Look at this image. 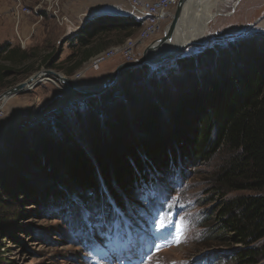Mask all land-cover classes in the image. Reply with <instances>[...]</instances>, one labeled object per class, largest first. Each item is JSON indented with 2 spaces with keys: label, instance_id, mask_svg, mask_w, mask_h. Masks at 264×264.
Instances as JSON below:
<instances>
[{
  "label": "rangeland",
  "instance_id": "obj_1",
  "mask_svg": "<svg viewBox=\"0 0 264 264\" xmlns=\"http://www.w3.org/2000/svg\"><path fill=\"white\" fill-rule=\"evenodd\" d=\"M224 2L219 11L220 16L218 15L216 21L210 25L211 36L206 42L181 47L174 59L156 65L144 64L123 71L116 84L104 94L84 98L73 92L72 88L62 83L58 77L49 76V80L44 78L43 83L35 88L32 85L29 91L4 101L2 104L6 106L2 108L3 112L0 115V154L6 151L7 156L10 152L8 146L10 148L16 138L31 137L39 123L44 126L41 130L49 131V136L58 142L65 141L64 137L68 133L83 147L87 136L91 134V137L95 138L99 133L95 127L101 128L106 122L112 121L113 106L109 105H115L117 102L124 108V117L130 120L129 122L134 121L135 114L146 115L147 111L142 103L134 105L131 112L130 103L125 100L124 94L125 89L134 90L140 102L139 96H145L147 90V82L144 78L139 75L136 80L126 82L124 88L120 89L127 72H136L145 69L146 66H149V71L155 70L156 74L160 72L159 74L162 75V80L156 81L154 90L160 94L164 92L163 94L166 95L164 98L166 104L159 105V108L162 113H167L164 114L166 120L164 125L171 122L168 112L182 95L191 93L194 89L203 90L207 81L214 82L223 76L238 74L239 70L249 68V64L254 63L256 56H264V0H224ZM8 4V0H0V47L12 40L21 46L20 36H24L23 30L16 27L14 16L10 11L8 16L1 11L4 7L7 8ZM123 4L130 8L125 0L115 1L116 7ZM176 6L168 12L158 33L148 41L138 43L132 55H127L126 44L130 39L139 36V29L128 38L123 34L113 33L99 41L100 44L113 45L106 51L115 49L117 54L104 63L100 70L87 72L86 78L81 81L75 80L76 76L84 72L92 61L71 76L60 71L61 62L58 63V60L49 61V65L52 66H48L46 61L39 64L36 62L37 65L30 61L15 65L10 77L4 85H0V95L27 81L34 74L51 69L61 76L74 80L82 88L102 87L118 68L143 60L150 46L163 42L162 39L165 38L166 30L172 22ZM115 10L120 11L117 8ZM60 17L65 18L62 15ZM122 19L134 22L133 18L122 17ZM46 21L61 26L58 18L54 20L48 17ZM24 37L28 38V36ZM43 45L45 49V43ZM59 50L62 51V48L60 47ZM72 52H76L75 49ZM210 52H213V55H210ZM188 58L192 62L187 60ZM66 63L67 71L70 72L72 64L69 61ZM103 98L107 105L102 104ZM88 100H91L90 105ZM228 158L229 154L224 151L210 162L195 164L192 168L187 167L184 183L179 180L180 176L173 178L172 181L177 185L175 189L174 186L169 185L170 181L158 183L155 188L143 186L141 204L131 208L129 216L118 208L112 212L109 209L102 211L98 205L87 208L86 206L90 205L91 199L94 198L92 193H87L83 198V192L79 189L61 187L60 182L48 177V173L42 167H38L35 173L25 176L30 181L26 180L23 185L26 189L29 188V191L31 189L30 194L23 192L17 196L13 193L4 197L10 203L0 207V257L8 264H92L90 256L99 251L97 245H100L102 250H107L108 242L111 240L119 238L116 240L117 243H127L131 240L127 236V231L133 235L140 232L148 235L146 231L148 230L152 233L157 232L160 238H165L166 227L152 225L148 228L149 223L169 227L174 225L177 228V220H186L189 225L186 236L183 239L179 238L180 242L176 246L157 253L149 264H210L206 259L211 253L220 257V259L216 258L214 264H230L232 253L239 247H231V245L225 247L216 243L211 249L201 248L202 238L214 222L208 221L206 225L205 223L202 225L204 217L215 210L216 201H213L215 196L210 193L211 185L215 183L216 173ZM3 163L2 156L0 166H3ZM16 166L12 164L6 169L16 171ZM154 173L155 171L151 172ZM160 180L166 181V176L160 175ZM163 186L167 188L163 190ZM47 192L63 193L65 197L57 199V203L44 208L41 205ZM168 194L172 195L170 203L167 202ZM102 197L105 198L104 208L108 203L113 202L111 198L106 200L104 190ZM49 199L52 200L54 197ZM93 202L96 203L95 200ZM161 205L169 206L161 212ZM212 218L215 220L214 216ZM83 225L85 229L92 230L94 235L88 237L83 229L78 230ZM96 233L99 235L97 239H95ZM123 233L126 234L120 241ZM80 236H87L91 241L80 242L78 239Z\"/></svg>",
  "mask_w": 264,
  "mask_h": 264
},
{
  "label": "trees",
  "instance_id": "obj_2",
  "mask_svg": "<svg viewBox=\"0 0 264 264\" xmlns=\"http://www.w3.org/2000/svg\"><path fill=\"white\" fill-rule=\"evenodd\" d=\"M139 27L140 24L122 18H94L82 28L86 35L79 44L85 47L93 39L102 40L113 33L128 38ZM75 57L73 54L67 61ZM27 58L26 54L19 57L10 43L0 47V85L10 77L15 65ZM81 65L76 62L71 72ZM249 65L238 74L207 81L203 90L182 95L168 112L171 122L167 126V113L159 108L166 104V95L154 90L156 81L162 80L160 72L149 71V66L127 72L120 89L141 75L147 90L145 96L138 95V102L134 90L125 89V100L130 103L131 112L134 105L142 103L147 114H135L134 121L129 122L119 102L108 104L113 106L112 121L95 127L99 133L95 138L89 133L83 147L66 132L69 136L58 142L49 136V131L41 130L44 126L39 123L31 137L16 138L8 146L9 154H0L4 161L0 166V207L10 203L4 198L7 195L30 194L31 189L23 185L30 181L25 176L42 167L61 187L77 188L83 198L92 193L96 203L91 199V205H102L104 190L105 196L126 211L128 203L139 202L143 183H155L151 175H165L170 169L179 168L183 178L187 167L210 162L225 151L229 158L211 185L215 210L204 217L202 225L214 222L202 238L201 248L208 250L216 243L239 247L232 253L230 264H264V56H256ZM12 164L17 165V172L6 169ZM64 197L63 193L47 192L40 205L46 208ZM0 264L8 263L0 257Z\"/></svg>",
  "mask_w": 264,
  "mask_h": 264
},
{
  "label": "crops",
  "instance_id": "obj_3",
  "mask_svg": "<svg viewBox=\"0 0 264 264\" xmlns=\"http://www.w3.org/2000/svg\"><path fill=\"white\" fill-rule=\"evenodd\" d=\"M40 1L44 0H29V5L34 7ZM47 3L51 2L52 0H45ZM116 0H59L60 3V15L67 17V20L70 21L65 23L64 25L56 26L54 24H50L51 22L46 21L49 18L55 17L51 11H47L45 7L41 10V14L43 15V19H38L36 16H24L19 26L17 27L19 30H23L24 36H20L21 46L19 44H15L12 40L10 42L11 48H14L17 52L19 57H23L25 54L28 57L23 63L33 61L35 64L45 62L46 64H50L52 60H58L57 62L60 63V71L65 73L66 75L71 76L75 72L81 70L83 66L90 63L92 59L105 52L108 47H112L113 45L109 46L107 44H100L99 41L101 39H93V41L85 46L82 47L79 44V40L84 34V31H81L84 27L83 24L88 22L91 19L98 18V17H109L108 14L113 12H118L123 16L128 14L130 8L127 6L120 5L118 7L115 6ZM127 3V2H126ZM130 6L129 3H127ZM9 6V7H8ZM7 8L4 7L1 11L3 14L5 13L6 16L9 15V11L13 14L10 4H8ZM120 9V11H116L115 9ZM89 14L91 16H89ZM107 14V15H106ZM89 16V17H88ZM15 20V18H14ZM52 21V20H50ZM16 23V22H14ZM49 24V25H47ZM105 42V41H104ZM46 48L44 49V44ZM62 51L59 50L60 47ZM58 48V50H56ZM76 52H72L74 50ZM75 54V58L69 61L72 64V68L76 62H82L80 68L71 72L67 70V58L71 55ZM40 57V60H38ZM36 64V65H37Z\"/></svg>",
  "mask_w": 264,
  "mask_h": 264
},
{
  "label": "built area",
  "instance_id": "obj_4",
  "mask_svg": "<svg viewBox=\"0 0 264 264\" xmlns=\"http://www.w3.org/2000/svg\"><path fill=\"white\" fill-rule=\"evenodd\" d=\"M130 4V11L128 14L122 16L124 18H133L135 23L140 24L139 36L137 38L130 39L126 44L127 55H132L133 50L137 47L138 43L143 41H148L154 34L158 33L162 25L164 24L168 12L175 7L179 0H125ZM12 12L14 13V18L16 22V27L19 26L21 19L24 16H36L38 19H43L41 10L45 7L47 11H51L55 19L61 25L70 21L60 17V3L59 0H52L47 3L45 0L38 3L36 6L32 7L29 5L28 0H8ZM119 17V18H122ZM88 23L83 24L85 26ZM117 50L110 49L105 51L92 59V64L84 69V72H90L92 70H100L101 66L115 57ZM83 73V71L81 72ZM80 73V74H81ZM79 75V74H78ZM77 75V76H78ZM76 76V77H77ZM3 109H0V115Z\"/></svg>",
  "mask_w": 264,
  "mask_h": 264
},
{
  "label": "bare ground",
  "instance_id": "obj_5",
  "mask_svg": "<svg viewBox=\"0 0 264 264\" xmlns=\"http://www.w3.org/2000/svg\"><path fill=\"white\" fill-rule=\"evenodd\" d=\"M224 3V0H190L186 4L182 21L172 42H170L167 48H164L165 45H163V42L157 43L155 45L156 48H153L148 52V58L156 61L166 55H176L181 47L193 43L200 44L206 42L208 40L207 38L211 36L210 25L216 21L220 13V8ZM86 74L87 72L79 74L75 80L78 82L81 81L86 78ZM43 80H41L42 83ZM34 82L36 83V81ZM74 84L83 91H96L95 89H97L94 87H88L89 89L82 88L81 86H78L76 82H74ZM32 85L28 87V90ZM8 99L10 98L4 99L0 102V109L6 106L2 103Z\"/></svg>",
  "mask_w": 264,
  "mask_h": 264
},
{
  "label": "water",
  "instance_id": "obj_6",
  "mask_svg": "<svg viewBox=\"0 0 264 264\" xmlns=\"http://www.w3.org/2000/svg\"><path fill=\"white\" fill-rule=\"evenodd\" d=\"M189 1L190 0H179L178 4L176 6V10L173 14L172 22L170 23V25L168 26V28L166 30L165 38L162 39L163 45H165V47H167L170 44V42H172L174 35L176 34V32L180 26V23L182 21V17H183V13H184L186 4ZM108 15L110 18H119V17L123 16L122 14H120L118 12H113V13L108 14ZM155 45L156 44L150 46L146 50L143 60H141L137 63L127 64V65H124V66H121L120 68H118V70L108 80V82L105 85H103L102 87L95 89L96 91H83L79 87H77L76 84H74V80L67 78V77H64V76H61V74H59L55 70L51 69V70H43L41 72H38V73L34 74L27 81L20 83L16 87L4 92L2 95H0V102L3 101L4 99L13 98L17 95H20L22 93L29 91L28 87L32 84H33V88H35L40 83H42L41 80H43L44 78L48 79L49 76L58 77L62 81V83L67 84L69 87H71L73 92H75L76 94H78L79 96L84 97V98H90L93 96H97L99 94H104L105 92H107L110 88H112L116 84V82L119 79V76L122 74L123 71L130 69V68H136V67H138L140 65H144V64L156 65L158 63L174 59L179 53L178 52L176 55H166L165 57H163L159 60L153 61L150 58H148V52L151 49L156 48ZM34 81H36L35 84L33 83Z\"/></svg>",
  "mask_w": 264,
  "mask_h": 264
},
{
  "label": "snow or ice",
  "instance_id": "obj_7",
  "mask_svg": "<svg viewBox=\"0 0 264 264\" xmlns=\"http://www.w3.org/2000/svg\"><path fill=\"white\" fill-rule=\"evenodd\" d=\"M161 227H163V224H161ZM177 243H179V239L176 240ZM97 249L101 252V255H106V253L103 252L102 247L100 245H97ZM107 264H112V261L109 260ZM120 264H123L122 261H120Z\"/></svg>",
  "mask_w": 264,
  "mask_h": 264
}]
</instances>
